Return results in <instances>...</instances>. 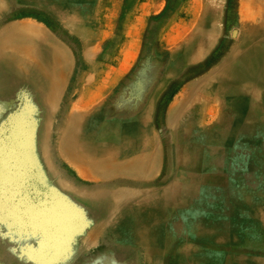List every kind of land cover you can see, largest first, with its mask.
<instances>
[{"label": "rangeland", "instance_id": "1", "mask_svg": "<svg viewBox=\"0 0 264 264\" xmlns=\"http://www.w3.org/2000/svg\"><path fill=\"white\" fill-rule=\"evenodd\" d=\"M43 2L0 0L1 14L16 12L0 21V33L15 42L6 33L33 31L19 47L33 64L54 71L57 55L66 57L54 103L37 100L26 64V74L15 76L0 59V264H264V84L241 80L236 91L226 85L212 101H192L179 131L166 123L175 104L176 116L184 114L192 91L183 84L211 71L239 38L237 19L247 18L248 1L240 17L236 0H47L57 14ZM205 21L216 29V44L186 64ZM181 72L187 77L177 83ZM243 87L259 91L255 119ZM147 106L152 170L137 179L93 172L92 162L114 149L106 143L108 124L134 125ZM130 139L138 152L139 140ZM178 147L193 153L191 163L177 161ZM173 185L168 205L142 222L139 235L131 218L121 223L112 209L116 201L123 210L127 202L143 208L147 193Z\"/></svg>", "mask_w": 264, "mask_h": 264}, {"label": "bare ground", "instance_id": "2", "mask_svg": "<svg viewBox=\"0 0 264 264\" xmlns=\"http://www.w3.org/2000/svg\"><path fill=\"white\" fill-rule=\"evenodd\" d=\"M244 1L245 0H236V10L238 11V16L239 17L242 15L241 9L243 8V4L245 3ZM247 1H248V5H247V9H248L247 13H248V15L246 14L247 18L244 17L242 20L239 19V18L237 19V28L239 29L238 32H240V34L235 32L234 33V37L239 35V38L236 41H234V43L230 44L227 54L225 56H223V58L219 62V64L217 66H215V67H212L211 71H209L207 74L203 75L202 77L195 78L194 80H192L191 82H189L187 84H183L182 91L189 90V91H192V92H191V95L188 92V94H187V96H188L187 98L188 99H186V101L183 99L184 97L181 98V99L184 100V102H187V105L183 104V102L181 104V105H183V109L182 110H184L183 111L184 114H183L182 117L181 116H179V117L176 116L177 110L178 109L180 110V108H177L176 112L174 113V108H176L177 104H175V106H173L170 109V111L167 113L166 123H167V126H169L171 130H174V131L175 130L176 131L180 130L179 128L181 126V122H182V120H184V117L186 116V114L188 112L189 104L192 101H194V100H196V101L200 100L202 102H204V101L205 102L206 101H212V100H214L213 95H212L214 93V91H217L218 93H223V88L222 87H224L226 85H230L236 91L237 87H235L234 85H236V83L238 81H241V80L250 79L251 81H253V83L264 84V0H246V2ZM10 5H11V3H10ZM245 5H246V3L244 4V6ZM43 7H45L51 14H53V13L57 14V12L54 9V7L49 5L47 0H44ZM17 14H19V13H17ZM14 15H16V12H7V13L4 12L3 14L0 13V21L3 18L11 19L12 17H14ZM207 16H206V18H207ZM212 18H213V15L209 14V20H212ZM213 27H214L213 24L208 23V21H205V23L203 25H201L200 29H198V33H197L195 39L193 40L192 44L189 45L190 46V50L193 49V48L191 49V47H195V48L193 50V53L187 58V60L185 62L186 64H191V63H195V62L199 61V59L203 56V54L206 53L209 48L213 47L216 44V41L214 39V35H215L214 33L216 32V29H214ZM32 29H33V27H32ZM22 30H25V29L24 28L22 29L21 27H19V28H14L11 33L10 32L6 33L8 35H14V36L18 37L17 38L18 40L15 41V42H13L14 40H11L10 37H6V35L4 36L3 31L0 33V59L5 61L4 65H3V68H6L5 70L11 71L15 76H17V75L18 76H22V75L26 74L25 71L27 70V67L24 66V64H26L29 67V71H30V72H27V78H28L27 82H28V84H31V87L35 90L37 100H39V102H40L44 98H47V100H49L50 103H54L56 101V97H57V95H58V93H59V91H60V89L63 86L64 81H65V76H64V74H61V71L59 69H61L60 66L65 61L66 57L63 56V53H59L57 55V58L54 61V71H53L52 68H50L47 65H45V67H41L38 64H33L31 62V60H29V57H27V54H28L27 50H26L27 48L25 49L26 51L24 50L23 52H20V50H19L20 49L19 48L20 47V43L24 42L25 40H28L27 39L28 38L27 37L28 34L29 35H30V33L32 34L33 31L31 32L28 29H26L25 30L26 33H25V31H22ZM32 37H34V36H31V38ZM187 50H188V48H187ZM47 52H49V51H47ZM22 58H25V60L23 62H21ZM33 60H35V59H33ZM171 62H172V59L169 62H167L166 66H165L166 67V69H165L166 76L167 75L170 76L172 74V72L170 70L172 68V63ZM30 66H32V67H30ZM239 67H242L243 69H248V73H245L243 76H240V78H238V76H236L234 74V72L232 71L233 68H239ZM49 69H51V72L48 71ZM197 69H200V68H197ZM14 70H16V71H14ZM33 70L35 72H37L38 75L37 74L33 75V73H31ZM185 72H186V70H185ZM185 72H181L178 76L174 77L175 80H177L176 81L177 83L181 82L184 77H187V73H185ZM195 90H199V93L197 95H195L193 93V91H195ZM250 91H251V93H250ZM0 92H2L1 87H0ZM257 92H259V91L257 89H255V88H253V87H243L242 91H241L242 99L243 100L246 99L247 103L250 106V111L251 112H250L249 117L250 118H254V119L258 116L256 114V111L259 110V108H258V106H259V98L258 97L259 96L256 94ZM249 93H250V95H249ZM248 95H249V98H248ZM138 110H140V112H138L136 114V116H135V120L136 121H135L134 125H127L126 126V125L123 124L122 127L120 128V127L117 126L118 124L116 122L117 121L116 119H113L108 124L109 125V129L110 128L111 129H110V132H109V137L106 140V143H108V145L111 146V148L114 147V149L113 150L111 149L107 153L104 152V154L101 155L102 156V161L100 163H96V162L93 163L92 162L90 167H92L93 172L98 173V171H105V172H108L110 174L111 178L115 174H130V175L132 174L134 176V178L137 179L138 177H141V175H143L144 173L150 172L149 170H152V168L154 167L153 166L154 165V154L153 153H154V149L155 148H153V146H154L153 142L155 140V136H154V132H153V130L150 127V124H149V111H150V108H149V106H147L146 108H142V109H138ZM239 110H240V108H239ZM243 116L244 115H242L241 117H243ZM239 119H240V116H239ZM234 121H236V119ZM137 124H140V126L136 128L138 130H135L134 127H135V125L137 126ZM251 127H253V126H251ZM242 133H244V131H242ZM98 137H101V135L98 136ZM130 138H134V139L136 138V139L139 140V144H140L139 145V149L140 150L138 152L136 151V149L138 148L137 145L135 143H131L130 142V140H131ZM193 138H196V137H193ZM226 139H230V138H226ZM233 140H234V138H233ZM178 143H179V145H181L180 144L181 143L180 140H178ZM233 143H234V141H233ZM90 146H93V145H90ZM86 147H89V146H86ZM162 147H163V145H162ZM86 149L89 152H91L90 148H86ZM219 153L221 154V152H219ZM192 155H193V153H190V151L183 150V149H181L179 147L176 150V157H177V161L179 163L183 162V164H186V163L190 162V160L193 158ZM99 158H100V156H99ZM140 159L141 160L142 159L145 160L143 166H140ZM108 160H109V162H107ZM247 171H251V169L247 170ZM219 182H218V184H219ZM181 185H183V184H181ZM214 187H216V186H214ZM219 188H221V187H219ZM175 189H176V187L173 185V186H170L169 188L163 190V192H161V193H155V192L147 193L148 197L146 198L147 199L146 200V206L143 207V208L139 207V209H131L130 208V204L132 202H130V203L127 202V204L125 205L124 210H123V209L119 208L120 205L116 201V203L112 206V209H113L114 212H116L115 215L119 214V216L117 218L119 219V221L121 223L125 222V220H127L128 218H131L134 221V225L138 227V235H139L140 234L139 229L142 227V222L144 220L148 221L149 219H147V218L152 219V216L154 215L155 212H157V211H159L161 209L163 210L168 205L169 200H170L169 196H171L172 192H174ZM204 191H206V189ZM209 194H211V193H209ZM203 195H204V193H203ZM88 197L91 198V195L88 196ZM199 198L201 200V197H199ZM211 199H212V197H211ZM261 200H263V199H261ZM259 202H261V201H259ZM208 208H211V207H208ZM214 209H216V208H214ZM217 211L215 210V212H217ZM247 211H248V209H247ZM216 214L218 215V212ZM162 217H163V215H162ZM232 217H233V215H232ZM214 222H216V221H214ZM259 224H258V226H259ZM205 226H207V225H205ZM142 232H144V231H142ZM231 232H232V230H231ZM178 233H180V232H178ZM175 235H178V234H175ZM141 237H143V236H141ZM139 239H140V237H139ZM170 245L172 246L173 244H170ZM143 248H141V249H143ZM231 248H233V247H231ZM249 250H252V249H249ZM179 255H181V254H179ZM177 257H176V259H177ZM182 257H183V255H182ZM197 257L199 258L200 256L197 255ZM189 258H190V256H189ZM223 260H224V258H223ZM209 261H211V260H209ZM174 263H175V261H174ZM248 264H250V262Z\"/></svg>", "mask_w": 264, "mask_h": 264}]
</instances>
